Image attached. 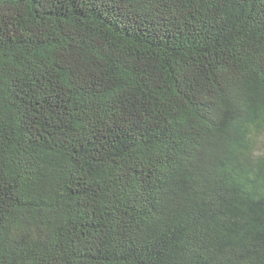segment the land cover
I'll use <instances>...</instances> for the list:
<instances>
[{"label": "trees", "instance_id": "obj_1", "mask_svg": "<svg viewBox=\"0 0 264 264\" xmlns=\"http://www.w3.org/2000/svg\"><path fill=\"white\" fill-rule=\"evenodd\" d=\"M0 264H264V0H0Z\"/></svg>", "mask_w": 264, "mask_h": 264}]
</instances>
